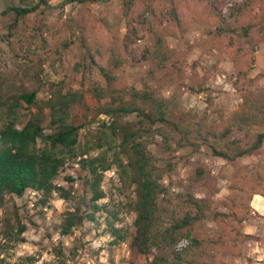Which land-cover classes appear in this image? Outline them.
<instances>
[{
    "label": "trees",
    "instance_id": "obj_1",
    "mask_svg": "<svg viewBox=\"0 0 264 264\" xmlns=\"http://www.w3.org/2000/svg\"><path fill=\"white\" fill-rule=\"evenodd\" d=\"M61 1L64 9L69 3L85 5L103 0ZM50 2L0 0L1 14L13 15V30L20 23L25 25L30 15L50 9ZM222 12L223 4H216L215 0H123L111 17L106 13L98 17L96 24L100 29L88 27L84 15L71 18L72 27L80 34L78 42L85 77L88 73L97 74L107 83L108 88L97 89L94 94L99 101L110 99L99 108V114L108 121L99 124L97 142L84 148L79 146L81 127L68 122L71 106L84 99L82 91L63 93L60 87L52 93L46 103L51 110L49 134L45 133L41 112L32 114L26 124L18 126L16 110L23 102L36 106V91H22L11 97L6 122L0 129V207L4 206L6 197L23 198L29 190L47 200L59 192L62 200L70 201L72 193L54 181L67 160L80 157L79 164L86 171L84 179L92 197L89 201L80 198L78 206L65 214L60 225L62 236L73 234L85 220L95 218L101 210L98 202L105 197L101 189L103 173L116 166L121 178L135 186V235L131 246L151 257L147 264H236L237 259H246L245 244L257 238L245 231V224L259 217L252 206L253 198L257 195L264 198V76L250 75L256 61L255 48L264 40V0L236 3L228 18ZM204 18L217 19L220 26L200 46L206 53L218 51L228 57L236 72L234 87L242 99L229 117L219 111L220 121L214 125L174 119L178 110L175 95H157L164 87L186 86L187 63L176 58L168 37L182 39L191 24ZM123 24L128 37L122 44L109 40L110 32ZM34 31L32 38L42 49L46 44L41 37L43 25L35 26ZM141 32L148 35L154 46L151 50L133 52L130 47ZM141 62H150L148 79L160 89L119 92L112 87L115 71L127 63L135 66ZM191 70L190 79L198 87L190 85L188 89L197 94L207 92L204 79L212 70L203 68L204 79L196 67ZM133 115L136 118L127 119ZM212 141L222 145L212 147L214 155L233 169L230 196L223 202L217 201L214 177L208 166L200 160L188 159L191 173L184 191L170 198L162 180L173 168L176 151L189 147L198 153L203 144ZM151 145L169 158L167 169L158 165ZM95 151L99 154L91 155ZM245 157L259 159L244 164L241 160ZM198 189L205 192L204 197L194 194ZM16 218V224L7 219L0 232L5 240L0 244L2 249L8 242H26L23 237L26 226ZM108 220L115 242L125 241L123 230ZM183 241L186 244L181 245ZM57 253L64 264L66 256L61 250ZM21 260L20 264H36L32 257ZM0 264L11 263L0 259Z\"/></svg>",
    "mask_w": 264,
    "mask_h": 264
},
{
    "label": "rangeland",
    "instance_id": "obj_2",
    "mask_svg": "<svg viewBox=\"0 0 264 264\" xmlns=\"http://www.w3.org/2000/svg\"><path fill=\"white\" fill-rule=\"evenodd\" d=\"M122 1L103 0L85 5L69 3L62 9L61 0H51L50 9L30 15L25 25L20 23V26L13 30L11 29L13 15L1 14L3 9L0 8V129L6 122L10 98L22 91H36V106L23 102L16 110L18 126L26 124L32 114L41 112L45 133L49 134L52 131L51 110L46 103L50 101L52 93L61 87L63 93L72 90L82 91L84 95L82 101L71 106L68 120L81 127L79 146L85 148L87 144L90 146L91 143L97 142L99 124L108 121L107 117L99 114V108L110 99L99 101L94 93L97 89H105L108 86L97 74L90 76L88 73L85 77L81 66L83 58L78 42L79 30L72 27L70 19L84 15L88 27L99 28L96 24L98 17L105 13L111 17V12L118 8ZM215 1L216 4H223V16L228 18L233 5L243 0ZM228 23L231 24V21ZM41 24L43 25L41 37L46 41L42 49L36 46L37 43L32 38L35 26ZM219 26V20L204 18L191 24L182 39L168 37V44L176 51V58L179 61L185 60L188 66L184 88L157 87L148 79L150 62H141L135 66L125 64L122 69L114 72L112 87L119 92L158 88L160 89L157 91L158 96L175 95L178 110L174 114V119L200 120L205 125L218 124L219 111L225 117H229L242 101L234 87L236 72L228 57L218 51L206 53L200 46L208 42L210 33ZM108 36L109 40L122 44L128 37V30L123 24L119 29H113ZM138 37L137 42L130 47L133 52L153 48L154 45L146 33L141 32ZM255 55L256 61L250 75L264 76V40L255 48ZM192 67L198 69L201 79H204L203 68L212 70V74L204 79L207 92L197 94L188 89L190 85L198 87L190 79ZM133 118H136L135 115L127 119ZM221 146L212 141L203 144L198 153H194L189 147L176 151L172 160L173 168L168 170L162 180L170 198L174 199L184 191L191 173L188 159L200 160L208 166L214 177L217 201L223 202L230 196L229 185L233 169L224 160L216 157L212 149ZM150 149L156 155L158 165L167 169L169 158L159 154L154 145H151ZM111 153L109 152V155ZM98 154L99 151H95L91 155ZM123 159L126 161L125 157ZM258 159L245 157L241 161L247 164ZM79 161L80 157L67 160L66 166L54 181L55 185L72 193L73 198L70 201L62 200L59 192H54L47 200L40 193L31 190L27 191L23 198L6 197L4 206L0 207V232L7 219L16 224L18 216L21 223L26 226L23 234L26 242H8L5 249L0 247V259L11 264H20L21 259L32 257L36 264H61V259L57 256V252L61 250L66 256L64 264H147L151 260V257L138 253L131 246L135 235L136 213L133 210L135 186L121 178L116 166L103 173L101 189L105 197L98 202L101 210L95 218L92 221L85 220L73 234L61 235L60 225L65 214L78 206L80 198L89 201L92 197L90 187L84 179L86 171L81 168ZM194 194L202 198L205 192L198 189ZM110 215H116L117 218L113 216L109 218ZM108 219L114 222L116 228L123 230L127 237L125 241L115 242L117 240L111 235ZM249 229L257 239L245 244L244 252L247 258L237 259L236 264H264V215L251 218L245 224V231ZM4 243L5 240L0 236V244ZM184 244L186 242H181V245Z\"/></svg>",
    "mask_w": 264,
    "mask_h": 264
},
{
    "label": "crops",
    "instance_id": "obj_3",
    "mask_svg": "<svg viewBox=\"0 0 264 264\" xmlns=\"http://www.w3.org/2000/svg\"><path fill=\"white\" fill-rule=\"evenodd\" d=\"M252 206L259 215H264V198L263 197L259 195L255 196L252 201ZM251 231L252 230L249 229L246 232L249 234H253Z\"/></svg>",
    "mask_w": 264,
    "mask_h": 264
}]
</instances>
